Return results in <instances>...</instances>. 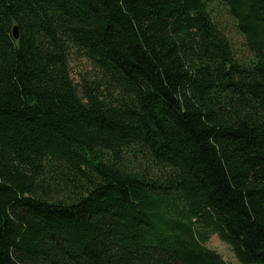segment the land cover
I'll list each match as a JSON object with an SVG mask.
<instances>
[{"label":"trees","instance_id":"1","mask_svg":"<svg viewBox=\"0 0 264 264\" xmlns=\"http://www.w3.org/2000/svg\"><path fill=\"white\" fill-rule=\"evenodd\" d=\"M220 1L248 60L213 0H0V264H264V0Z\"/></svg>","mask_w":264,"mask_h":264},{"label":"rangeland","instance_id":"2","mask_svg":"<svg viewBox=\"0 0 264 264\" xmlns=\"http://www.w3.org/2000/svg\"><path fill=\"white\" fill-rule=\"evenodd\" d=\"M211 6L214 13L217 15L219 23L222 25L225 33L230 38L237 57L243 60L250 59L251 54L244 46L243 37L237 31L233 20L227 15L223 3L220 0H213ZM71 69L72 78L74 81H78V73L83 70H89V66L83 59L74 60V62L71 64ZM204 246L218 253L227 263L239 264L230 247L221 242L217 236H211L209 241L205 243Z\"/></svg>","mask_w":264,"mask_h":264},{"label":"water","instance_id":"3","mask_svg":"<svg viewBox=\"0 0 264 264\" xmlns=\"http://www.w3.org/2000/svg\"><path fill=\"white\" fill-rule=\"evenodd\" d=\"M11 35L12 38L17 41L19 39V32H18V27L17 26H13L12 30H11Z\"/></svg>","mask_w":264,"mask_h":264}]
</instances>
